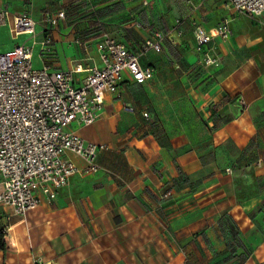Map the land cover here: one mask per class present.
Returning a JSON list of instances; mask_svg holds the SVG:
<instances>
[{
    "label": "crops",
    "instance_id": "0c3cea01",
    "mask_svg": "<svg viewBox=\"0 0 264 264\" xmlns=\"http://www.w3.org/2000/svg\"><path fill=\"white\" fill-rule=\"evenodd\" d=\"M193 2L202 4L196 12L186 0H0V10L27 13L37 22L64 11L66 19L48 31L54 52L45 61L52 70L80 65L86 70L81 77L100 66L96 45L102 33L138 53L154 32L168 33L184 19L183 35L165 40L163 56L150 52L140 58L154 69V81L141 85L147 95L163 89L179 116L176 132L149 118L146 104L135 97L137 84H122L121 100L108 98L102 118L73 126L86 142L108 147L98 155L102 170L72 177L57 199H43L24 218L0 209V227L6 229L0 264H35L36 258L58 264H219L217 219L224 211H241L233 218L240 230L246 228L248 243L261 234L243 264H264V17L238 16L227 0ZM224 18L231 19L233 36L217 43L220 68L205 69L189 21L208 30ZM27 39L14 40L0 28V52ZM174 59L179 72L172 70ZM162 61L169 69L159 68ZM183 91L185 97L175 101L174 94ZM126 105L135 113L125 112ZM206 170L213 174L208 182L201 178ZM251 177L257 194L238 199Z\"/></svg>",
    "mask_w": 264,
    "mask_h": 264
},
{
    "label": "built area",
    "instance_id": "2783aa9c",
    "mask_svg": "<svg viewBox=\"0 0 264 264\" xmlns=\"http://www.w3.org/2000/svg\"><path fill=\"white\" fill-rule=\"evenodd\" d=\"M186 3L192 12L202 5L193 0ZM227 5L238 16L264 17V0H227ZM65 19L64 11L44 15L42 22H37L27 13L12 16L9 10H0V28H7L14 40L28 38V43L0 52V209L14 217L24 218L39 208L43 199H57L72 177L102 170L98 155L108 147L86 142L73 126H91L102 118L108 98L121 100L122 84L151 81L154 69L142 66L140 58L150 52L161 53L166 39L183 35L184 19H177L168 33L154 32L136 53L104 32L96 45L100 66L81 77L86 70L80 65L52 70L45 61L54 52L48 31ZM189 23L202 66L220 68L217 43L232 38L231 19L224 18L208 30L195 20ZM35 54L43 65L39 68L34 66ZM123 110L135 113L131 105ZM69 155L80 158L84 167L79 168ZM0 229L6 235V229ZM35 264L58 263L36 258Z\"/></svg>",
    "mask_w": 264,
    "mask_h": 264
},
{
    "label": "rangeland",
    "instance_id": "374dc122",
    "mask_svg": "<svg viewBox=\"0 0 264 264\" xmlns=\"http://www.w3.org/2000/svg\"><path fill=\"white\" fill-rule=\"evenodd\" d=\"M126 9H127V7H122L120 10H122V12L127 14V10ZM100 31L102 32V28H100ZM168 53L174 54L175 52H171L170 50H168ZM159 55L160 56L164 55V48H163V51ZM175 61L176 60L174 59L173 60L174 64H173L172 70H175L176 72H179L180 68L175 67ZM167 64H168V62L162 61L161 62V66L159 65V68L162 69L163 71H165V67H167V69H169ZM34 66L37 67V68L40 67L39 65H37L36 61H34ZM162 73L164 74V72H162ZM178 78L180 79V76ZM166 80H167V78L165 76L160 78L162 86L165 84ZM153 81L154 80H151V81L146 82V83H144L142 85L151 84ZM179 84L182 86L181 83H179ZM137 85H138V87L136 89L137 92L135 93V97L138 98L137 99L138 103H145L146 104V106L148 108L147 112H148L149 118L151 120H153V121H156V122H160V120H162L164 123L167 124L166 126L169 127L170 131L175 133L176 129H177V127H176L177 119H178L179 116L176 114V109H171L170 110L169 104H167V99L165 98V94H164V92H162L163 89H161V91H159L158 94L157 93H155V94H151L150 93V95H147L146 94V90L147 89L145 90L144 86H142L141 84H137ZM185 95L186 94L183 91V93H180V92L179 93H175L173 98L175 99V101H179L182 98V96L185 97ZM149 96H151V97H149ZM167 107H169V109H167ZM193 118H195L194 115H193L192 119ZM243 173H246V172L243 171L240 175L244 176ZM211 175H213V174L208 173L207 170H206V172L201 174V178H204L205 182H208L209 180L206 179V178L211 179V177H210ZM242 176L240 178L244 179V177H242ZM255 181H256L255 177H251L249 183L242 184L243 187L241 188V191L237 195L238 199L243 198L246 195L257 194L258 190L256 189V184H255L256 182ZM185 183L186 184L190 183V179L187 178L185 180ZM237 214L241 215V211H237L234 214L228 213L226 211H224L222 213V215L225 216V218H224L225 220H226V217L229 218V220L230 219L234 220L233 216H235ZM218 220H219V218L217 219V221ZM238 222L241 223L242 219L239 220ZM228 225H230V224L228 223ZM239 232H240L241 235H237L234 231H231L230 233L227 232V234H225L223 232V234H224L223 237H222V234L220 232L221 237H222V239H221V242H222L221 245L222 246H220L221 248H218V247H216V248H218L217 250L221 249V251H219L218 253L216 251L214 256L218 257L221 260V262L227 264V263H229L232 260L234 261V259L236 257H238L239 255H243L245 253V250H249V249L246 248V246L255 247V246L258 245V243H259V241L261 239V234H260V232L257 231L258 235L255 234V235L251 236L249 238V239H251V243H248L247 242L248 236H247L246 228L243 227V229L240 230ZM213 245H217V243L213 242ZM234 252H237V253L234 254Z\"/></svg>",
    "mask_w": 264,
    "mask_h": 264
},
{
    "label": "trees",
    "instance_id": "16d2710c",
    "mask_svg": "<svg viewBox=\"0 0 264 264\" xmlns=\"http://www.w3.org/2000/svg\"><path fill=\"white\" fill-rule=\"evenodd\" d=\"M224 218H225V216L221 215L219 217V220L217 221L218 228L222 234V237L224 235L223 232L225 234H227V232L230 233L231 231H234L237 235H241L239 232L240 229H239L238 225L236 224V222L234 220H231V219L229 220V218H227V217H226V220ZM228 223L230 225H228ZM257 228H258V231L262 229L259 224L257 225ZM4 238H5V235L2 233V231L0 229V250H3V251L6 249V243H5ZM246 248L249 250H245V253L243 255H239L238 257L235 256L236 258L234 259V261L232 260L229 263L243 264V262L250 256V254L252 253V250H253V249H250L249 246H246ZM236 253L237 252H234V254H236ZM229 263H227V264H229ZM219 264H226V263L220 262Z\"/></svg>",
    "mask_w": 264,
    "mask_h": 264
}]
</instances>
